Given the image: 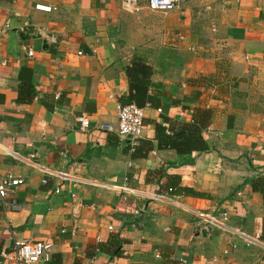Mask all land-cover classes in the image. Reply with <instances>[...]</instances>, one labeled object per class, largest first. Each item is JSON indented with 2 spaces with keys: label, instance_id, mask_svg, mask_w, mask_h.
<instances>
[{
  "label": "crops",
  "instance_id": "obj_1",
  "mask_svg": "<svg viewBox=\"0 0 264 264\" xmlns=\"http://www.w3.org/2000/svg\"><path fill=\"white\" fill-rule=\"evenodd\" d=\"M25 25L40 37L21 39ZM137 57L152 69V105L132 146L117 106ZM193 120L206 150L158 145L156 124ZM7 173L24 182L18 209L0 199V264L16 240L51 242L44 264H264L263 248L233 238L224 254L227 234L198 225L227 212L228 226L264 240V0H0Z\"/></svg>",
  "mask_w": 264,
  "mask_h": 264
},
{
  "label": "built area",
  "instance_id": "obj_2",
  "mask_svg": "<svg viewBox=\"0 0 264 264\" xmlns=\"http://www.w3.org/2000/svg\"><path fill=\"white\" fill-rule=\"evenodd\" d=\"M14 1V0H13ZM181 0H149V7L152 9L169 10L178 5ZM35 8L42 11H51L52 7L36 4ZM28 54L31 55L32 51L29 49ZM144 107H139L134 103L119 104L117 106L118 126L117 134L120 138L127 140L134 146L140 139L142 129L144 126ZM77 122L81 130L86 131L90 127L89 117L85 114L78 116ZM58 176H63L60 173H53ZM24 182L18 176L7 173L0 176V199L3 201L9 200L11 208L18 209L17 202L13 196L16 189ZM43 183L46 179L42 180ZM56 192L59 189L55 190ZM171 191V189H169ZM165 195H152L154 200L164 199ZM200 217L199 226L203 228H219L228 236L227 243L229 248L223 250L224 254L229 253L231 250L236 249L238 244L235 240H241L245 246H257L264 249V240L259 232L248 234L239 228L230 227L227 224L228 213L222 212L221 214H198ZM235 240H234V239ZM52 243L48 241H32V240H16L14 243V253L10 256L4 254L10 259V264H44L50 259V251Z\"/></svg>",
  "mask_w": 264,
  "mask_h": 264
},
{
  "label": "trees",
  "instance_id": "obj_3",
  "mask_svg": "<svg viewBox=\"0 0 264 264\" xmlns=\"http://www.w3.org/2000/svg\"><path fill=\"white\" fill-rule=\"evenodd\" d=\"M151 74L152 69L149 65L139 57L134 58L132 63L126 67L128 95L121 99L120 103H134L139 107L152 105V99L148 95ZM202 129L203 124L195 120L182 124L178 130L173 132L168 131L165 126L156 124L155 138L160 147L175 149L179 153H185L193 149L204 151L207 146L201 137ZM143 141L134 147L135 153L142 149L144 142L148 144L147 141ZM257 180H261V178H257L254 181L256 182ZM170 188L177 190V185L174 183Z\"/></svg>",
  "mask_w": 264,
  "mask_h": 264
},
{
  "label": "water",
  "instance_id": "obj_4",
  "mask_svg": "<svg viewBox=\"0 0 264 264\" xmlns=\"http://www.w3.org/2000/svg\"><path fill=\"white\" fill-rule=\"evenodd\" d=\"M36 30H41L36 28L33 25H25L19 30V36L23 40H28L31 38H38L40 37V32H35ZM201 233L204 235L205 230H202Z\"/></svg>",
  "mask_w": 264,
  "mask_h": 264
}]
</instances>
